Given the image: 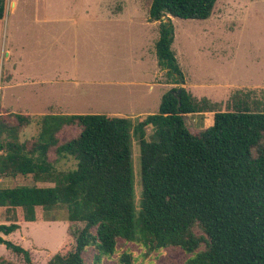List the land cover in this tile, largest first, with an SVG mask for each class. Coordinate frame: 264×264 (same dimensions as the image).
<instances>
[{"label": "trees", "instance_id": "16d2710c", "mask_svg": "<svg viewBox=\"0 0 264 264\" xmlns=\"http://www.w3.org/2000/svg\"><path fill=\"white\" fill-rule=\"evenodd\" d=\"M216 1L152 0L149 20L159 22L158 65L167 83L175 84L158 112L136 121L100 113L44 114L37 118L38 135L25 141L21 130L34 118L0 114V233L38 221L39 209L63 206L67 220L83 226L70 229L74 249L55 253L47 264H86L88 248L100 262L117 251L120 239L140 242L148 253L181 247L194 253L188 264H264V102H251L250 92L236 90L222 110L221 102L196 97L183 86L185 75L172 48L171 17L207 19ZM7 7V0H0V20ZM207 112L214 113L213 125L197 132L188 128L186 115ZM66 126L81 130L61 142ZM133 135L141 158L138 212ZM51 152L57 158L51 159ZM63 157L73 158L76 167L57 170L55 162ZM19 177L32 180L1 184ZM0 243L34 264L30 250L2 236ZM120 263L134 264L132 255L123 253Z\"/></svg>", "mask_w": 264, "mask_h": 264}, {"label": "rangeland", "instance_id": "374dc122", "mask_svg": "<svg viewBox=\"0 0 264 264\" xmlns=\"http://www.w3.org/2000/svg\"><path fill=\"white\" fill-rule=\"evenodd\" d=\"M152 0H7L6 17L0 21V114H30L34 121L22 128L20 139L30 140L40 131L37 118L52 113L124 114L133 117L156 113L168 84L158 65L156 42L159 22L149 20ZM167 20V18H164ZM178 63L185 75L183 85L196 97L221 102L236 90L250 92V101L264 102V0H217L207 19L171 17ZM72 92L58 99L52 89L57 74ZM62 85V84H61ZM75 91V92H74ZM58 92V91H57ZM77 92V93H76ZM79 94V95H75ZM253 104V103H252ZM58 105L59 107H52ZM185 116L193 132L214 122V113ZM80 128L66 126L61 142L75 137ZM153 130L147 128L149 139ZM135 174V207H141V158L137 138H132ZM50 158H57L54 152ZM57 170L76 167L71 157L59 158ZM31 177L9 178L15 186ZM38 186L54 183L38 182ZM1 210V209H0ZM35 222L22 221L21 228L5 239L30 250L34 264H47L57 252L75 247L70 229L83 223L67 220L63 206L39 209ZM197 233L201 231L197 228ZM205 249L203 244L196 252ZM134 264H188L194 253L168 246L147 252L140 242L120 239L117 251L95 260L96 250L85 252L86 264H121L123 253ZM25 264L23 256L0 243V264Z\"/></svg>", "mask_w": 264, "mask_h": 264}, {"label": "crops", "instance_id": "0c3cea01", "mask_svg": "<svg viewBox=\"0 0 264 264\" xmlns=\"http://www.w3.org/2000/svg\"><path fill=\"white\" fill-rule=\"evenodd\" d=\"M1 21V20H0ZM62 73H60V74H57V76H58V78L57 79H54V82L55 83H57V84H59V86L57 87V88H55V89H52V92H53V96L54 97H58L59 96V94H60V96H59V98L58 99H66V98H69L68 96H69V94H70V92H72L71 90H70V88H68V87H66L65 85H63V83H65V81H66V79H63V78H61V76H63V75H65V74H67L66 73V71L64 70H62L61 71ZM62 84V85H61ZM169 84V83H168ZM58 91V92H57ZM75 92V91H74ZM77 93V92H76ZM75 95H79V94H75ZM210 99V98H209ZM214 101V100H213ZM52 107H59L58 105H52ZM64 114H71V113H64ZM103 114V113H102ZM149 114H151V113H149ZM106 115H108V116H122V117H129V116H127V115H124V114H118V113H115V114H109V113H107ZM198 115H203V114H198ZM147 116V114H145L144 116H140V117H146ZM133 118V117H132ZM21 223V222H20ZM21 225V224H20ZM3 238H5V236L3 235L2 236Z\"/></svg>", "mask_w": 264, "mask_h": 264}]
</instances>
